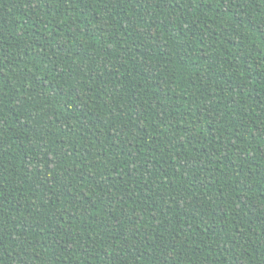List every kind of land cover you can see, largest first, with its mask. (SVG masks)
I'll use <instances>...</instances> for the list:
<instances>
[{
	"label": "trees",
	"instance_id": "trees-1",
	"mask_svg": "<svg viewBox=\"0 0 264 264\" xmlns=\"http://www.w3.org/2000/svg\"><path fill=\"white\" fill-rule=\"evenodd\" d=\"M0 264H264V0H0Z\"/></svg>",
	"mask_w": 264,
	"mask_h": 264
}]
</instances>
